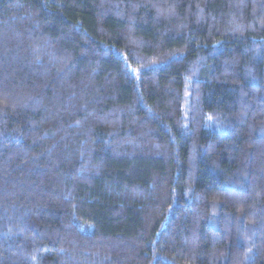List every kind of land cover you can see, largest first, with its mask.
Wrapping results in <instances>:
<instances>
[{
	"label": "trees",
	"instance_id": "trees-1",
	"mask_svg": "<svg viewBox=\"0 0 264 264\" xmlns=\"http://www.w3.org/2000/svg\"><path fill=\"white\" fill-rule=\"evenodd\" d=\"M0 264H264V0H0Z\"/></svg>",
	"mask_w": 264,
	"mask_h": 264
}]
</instances>
